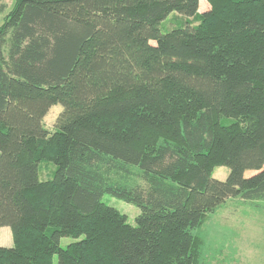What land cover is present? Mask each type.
Instances as JSON below:
<instances>
[{
	"label": "trees",
	"instance_id": "obj_1",
	"mask_svg": "<svg viewBox=\"0 0 264 264\" xmlns=\"http://www.w3.org/2000/svg\"><path fill=\"white\" fill-rule=\"evenodd\" d=\"M202 1L13 0L0 227L14 245L0 264H209L207 217L231 198L264 201V0ZM105 194L137 206L136 225Z\"/></svg>",
	"mask_w": 264,
	"mask_h": 264
},
{
	"label": "rangeland",
	"instance_id": "obj_2",
	"mask_svg": "<svg viewBox=\"0 0 264 264\" xmlns=\"http://www.w3.org/2000/svg\"><path fill=\"white\" fill-rule=\"evenodd\" d=\"M9 8L0 12V25L4 17L10 12L13 0H3ZM202 9L208 7L206 0L202 1ZM0 4L1 0H0ZM180 18L174 17V13L163 22L161 30L169 31L170 27ZM177 20V21H176ZM63 111V106L57 104L53 106L44 119L46 127L53 131L58 116ZM56 169L53 162L44 161L41 163L40 179L45 181L51 179ZM230 169L227 166L217 167L213 172V177L219 180H226ZM253 171L246 173L247 177ZM103 201L119 210L127 216L130 224L136 225V218L140 214V209L123 199L111 194H105ZM9 230L13 238L12 230L9 226L0 227V236L3 230ZM196 233L203 239L201 248L205 254V260L209 264H264V201L247 202L241 198H231L214 213L209 215L202 227ZM73 238H63L61 245L67 247ZM57 256L54 264H57Z\"/></svg>",
	"mask_w": 264,
	"mask_h": 264
},
{
	"label": "crops",
	"instance_id": "obj_3",
	"mask_svg": "<svg viewBox=\"0 0 264 264\" xmlns=\"http://www.w3.org/2000/svg\"><path fill=\"white\" fill-rule=\"evenodd\" d=\"M1 3L4 4L3 0H1ZM8 8L9 7H6L5 10H7ZM13 245H14V238H11L9 230L7 229L3 230L0 236V246L11 247Z\"/></svg>",
	"mask_w": 264,
	"mask_h": 264
}]
</instances>
